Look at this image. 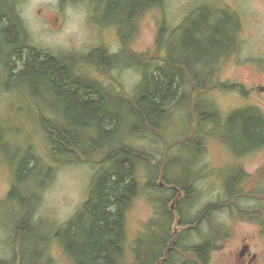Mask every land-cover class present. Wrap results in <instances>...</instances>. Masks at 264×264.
<instances>
[{
	"label": "rangeland",
	"instance_id": "374dc122",
	"mask_svg": "<svg viewBox=\"0 0 264 264\" xmlns=\"http://www.w3.org/2000/svg\"><path fill=\"white\" fill-rule=\"evenodd\" d=\"M11 1L27 39L21 59L61 56L70 63L73 77L96 80L95 85L111 89L113 95L119 90L128 101L140 80L139 70L128 65L134 63L129 51L144 54L145 59H165L162 43L168 30L178 28L196 7L204 13L210 9L214 15L224 8L235 9L241 21L239 47L221 64L218 78L236 82L238 90L221 88L224 82H220V87L213 86L201 98L211 99L223 117L245 105H256L264 115V0H163L159 7L141 13L133 31L122 16L107 11V0ZM99 48L117 60L106 66L87 61L90 52ZM9 65L15 72L22 67L18 57L11 58ZM3 76L0 69V264H80L65 249L71 238L66 224L83 207L97 173L110 169L109 147L93 157L86 146L82 151L87 155L59 154V159L68 158L64 162L54 157L41 120L70 124L64 105L49 89L37 92L33 84H18L12 78L6 84ZM181 91L189 97L188 88ZM121 103L122 117L127 112L125 102ZM196 104L194 98L170 101L168 114L157 127L135 130L138 118L115 125L122 128V143L142 157L132 165L137 188L125 211V248L119 264H134L138 257L142 261L135 264L153 261L162 249L152 243L164 212L171 216L165 235L169 241L163 243V254L155 264H264V225L261 218L245 216L264 200V146L244 153L246 145L237 140L242 137L239 126L222 123L218 132L225 143L206 137L207 128L203 137L199 131L203 145L193 165L194 157L178 144L200 129ZM237 168L244 177L236 203V197L225 196L224 182ZM184 177L190 188L187 199L173 183ZM208 205L216 206L203 210ZM26 214L29 223L20 227ZM180 219L186 224L180 225ZM203 241L212 242L204 260L190 250Z\"/></svg>",
	"mask_w": 264,
	"mask_h": 264
},
{
	"label": "trees",
	"instance_id": "16d2710c",
	"mask_svg": "<svg viewBox=\"0 0 264 264\" xmlns=\"http://www.w3.org/2000/svg\"><path fill=\"white\" fill-rule=\"evenodd\" d=\"M107 1L109 8L107 11L114 16H122L124 23L133 31L136 19L141 13L148 8L159 7L163 0ZM11 4H13L11 0H0V69L6 84L12 78L11 80L14 79L18 84H33L37 92L49 89L64 105L70 124H60L58 121L50 124L44 118L41 120L43 129L47 131L51 154L57 159L59 154L81 157L79 152L87 155L86 151H82L86 146L92 149V154L88 156L93 157L97 152L109 147L110 169L107 167L106 170L97 173L83 207L66 224L71 238L68 239L65 249L76 257L80 264H119L123 254L125 211L137 188L132 165L142 157L122 143V128L115 126L121 120L130 121V118H138L140 125L136 126L135 130L157 127L167 116L170 101L175 99L181 102L183 98H194L197 102L195 116L200 129L195 136L184 138L183 142L178 144L194 157L193 165L203 145L199 131H203L201 133L203 137L207 128L206 137L212 136L225 143V139L219 134L222 123L231 127L239 126L242 137L237 140L246 145L243 149L244 153L247 154L264 146V115L259 107L256 105L236 107L223 117L211 99L201 98L207 93L210 94L214 90L213 86L218 87L220 82H224L220 83L221 88L238 90L239 85L236 82L229 84L218 78L221 64L229 60L230 55L239 47L232 38L230 39L227 32L230 24H236L238 27L236 16L228 10L213 15L210 9L204 13L201 7H196L184 18L178 28L170 30L167 28L168 35L162 43V47L166 46L167 51L165 59L161 56L145 59L144 54L128 50L134 58V63L128 65H133L140 72V80L133 90L131 101H128L126 97L120 96L119 90H117L118 95H113L111 89L109 91L95 85L97 81L94 79V81L90 80L91 78L81 80L80 77H73L70 63L61 56L46 54L43 59H38L37 56L21 59L20 50L27 45V39L21 21L13 12ZM196 12L199 17L195 16ZM163 30L164 28L159 30L158 43H161ZM222 49L229 50L220 53ZM125 51L126 49H123V52ZM13 57L21 60L22 67L18 72L9 65ZM116 57L106 49L99 48L91 51L86 59L92 61V64L106 66L117 60ZM123 59V57L120 59L122 63ZM193 81L195 82L191 85ZM240 86L239 90L242 94L246 93L245 87ZM182 88H188L189 97L184 95ZM121 102H125L123 105L127 112L122 117L119 114L122 108ZM83 142L86 145L83 146ZM59 160L64 162L68 158ZM243 172L237 168V171L224 182L225 196L229 199L236 197V203L241 199ZM175 179H178L173 181L179 188L177 191L181 190L187 199L190 193L186 182L188 177ZM182 180H186V183ZM259 204L258 207L251 209L257 207L255 210L246 212L245 216L261 218L260 222L264 225V200L261 199ZM214 206L216 205H208L203 210L207 211ZM166 215L164 212L163 222L159 225L161 230L156 232L152 243L153 247L156 243L160 244L162 249H159L153 261L147 264H155L163 254L164 244L169 241L165 235L169 234L167 231L171 216ZM180 220V225L186 224L184 219ZM24 223H29L27 214L24 215L20 227L24 226ZM211 243V241H203L190 250L204 260ZM41 257L40 253L39 258ZM139 259L141 260V257L134 258V264L135 260Z\"/></svg>",
	"mask_w": 264,
	"mask_h": 264
},
{
	"label": "flooded vegetation",
	"instance_id": "af4514ba",
	"mask_svg": "<svg viewBox=\"0 0 264 264\" xmlns=\"http://www.w3.org/2000/svg\"><path fill=\"white\" fill-rule=\"evenodd\" d=\"M219 9H221V8H219ZM222 12V11H225V8L224 9H221V10H218V12ZM229 12H231V13H233L235 16H236V18H237V20H238V27H236V24H230V26H228V27H230L229 29H228V33H229V35H230V39L232 38L234 41H235V43H236V45H239V41H240V26H241V21L239 20V16L237 15V12H236V10L235 9H230L229 8V10H228ZM216 14H218L217 12H216ZM215 14V15H216ZM214 15V14H213ZM235 26V27H234ZM236 29V30H235ZM234 54L232 53L231 55H230V59H231V57L233 56ZM88 196H89V194H88ZM123 231H124V225H123ZM123 243H122V247L123 248H125V239L122 241ZM122 247H121V250H122Z\"/></svg>",
	"mask_w": 264,
	"mask_h": 264
},
{
	"label": "bare ground",
	"instance_id": "6f19581e",
	"mask_svg": "<svg viewBox=\"0 0 264 264\" xmlns=\"http://www.w3.org/2000/svg\"><path fill=\"white\" fill-rule=\"evenodd\" d=\"M19 64V63H18ZM18 66V65H17Z\"/></svg>",
	"mask_w": 264,
	"mask_h": 264
}]
</instances>
